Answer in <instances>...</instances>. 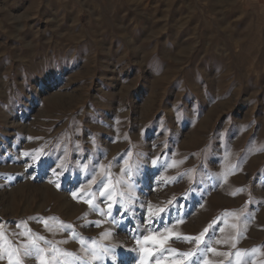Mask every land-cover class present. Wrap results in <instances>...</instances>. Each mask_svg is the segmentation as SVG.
Listing matches in <instances>:
<instances>
[{
  "label": "rangeland",
  "instance_id": "obj_1",
  "mask_svg": "<svg viewBox=\"0 0 264 264\" xmlns=\"http://www.w3.org/2000/svg\"><path fill=\"white\" fill-rule=\"evenodd\" d=\"M105 172L102 216L84 199L109 211L90 183ZM149 207L169 210L149 223ZM206 228L209 264H264V0H0L5 248L39 264L31 237L69 264H141L146 230L179 253ZM91 241L113 251L92 261Z\"/></svg>",
  "mask_w": 264,
  "mask_h": 264
},
{
  "label": "snow or ice",
  "instance_id": "obj_2",
  "mask_svg": "<svg viewBox=\"0 0 264 264\" xmlns=\"http://www.w3.org/2000/svg\"><path fill=\"white\" fill-rule=\"evenodd\" d=\"M26 156L31 155V158L33 159V161H38L40 159V157L43 155V152L40 149H36L33 151L32 154L29 153H25ZM129 156L131 155L130 153L128 154ZM153 166H159V167H167V163H165L164 165H158V158L157 160H153L152 161ZM124 164L127 166L125 168L122 169V172L124 173V175L131 177L132 175V166L129 164L128 160H124ZM58 167L60 168L59 172H54V175L60 176L64 174L65 171V166L64 163L61 162L60 165H58ZM101 168H103L104 166L101 165ZM52 183H55V181H50ZM90 183L95 184L96 185V192L99 193L100 197L104 198V202L107 203V207L109 209L108 212H104L103 209H100L98 205L93 203V199L95 194L94 193H89L88 195L92 198H88V199H84V203L88 204L90 208H92V210L94 212H99L102 216H107L111 214V209L113 208V204L112 203H108V201H111L113 198V191L114 189L112 187H110V176L107 172L101 174V179L99 182H97L96 180V175L93 174L91 176V180ZM116 183H122V181H117ZM56 186L59 188L60 185L57 183ZM125 196H127V200H125ZM73 197L77 198V193L74 191L73 192ZM134 199L129 193H124L121 192L120 193V198L117 201V204L119 206H123L125 204H127L128 201ZM172 202L169 201V204H171ZM130 207V205H129ZM169 209L166 208H161L159 209L158 212L153 213L152 212V208L149 207L148 212H149V223L152 222L153 219H161V213H164L166 211H168ZM97 225H99V221L96 222ZM210 228L212 227V225L209 226ZM233 227H235V225H233ZM149 231L148 235H143L142 237L137 239V244L140 245V247L142 248L144 255L140 258L141 260V264H161V260L162 258L165 257V253H169V254H178L182 259L181 260H176L175 258H173L169 264H189V262L193 261V258H195V262L194 264H209L208 260H207V256L209 253H216L217 250L213 247L210 246L211 244V236L209 235L208 240L206 241L205 238V234L209 232V229L206 228L203 232H201L199 234V236L197 237H185L183 239H186L190 242H194L197 247L193 248L191 251L189 252H179L177 253L176 249H172V248H165L163 247V244L165 242V240L168 238V236H164L162 238H157L152 236V231L150 230H146ZM157 233L160 232L159 229L155 230ZM221 231H223V229H221ZM163 232L167 233L169 236L171 235L170 230L167 226H165L163 228ZM2 233H0V260L5 258V255L7 256L8 259V264H23V261L19 258L20 256V251L17 248H13L11 247V245H9L7 248H5L4 243L2 242ZM21 235H24L23 233H21ZM105 236L109 235L108 233L104 234ZM29 242L24 245L23 247V256L27 257V258H35L39 264H53V261H55V264H61V259L60 257H64L65 259L63 260V264H69V261L67 260V257L73 256L72 253H69L67 251H61L60 249L56 248L54 245H51V242H47L49 243L52 251L51 253H45L44 248H42L40 246L39 243L36 242L35 239H32L31 237L28 238ZM36 239L38 240H44L43 237H37ZM177 239H180V237H177ZM81 243L84 244V240L81 238ZM216 243H220V241H216ZM155 245V244H159L161 245L159 248H156L155 250L153 249V247H150L149 245ZM232 247H235V244L232 245ZM85 251L90 255L91 260L95 261L100 259L102 256H104L108 251H113V249H109V248H105L103 246H101L98 242L96 241H91V246L90 247H85ZM253 252H255V250H253ZM219 255H224V256H228L230 255L229 253H218ZM51 256V259H48V256ZM237 257V261L236 264H241L240 261V257H241V253L237 252L236 254ZM81 264H90V261L88 260H83L81 262ZM229 264H231V262H229Z\"/></svg>",
  "mask_w": 264,
  "mask_h": 264
}]
</instances>
